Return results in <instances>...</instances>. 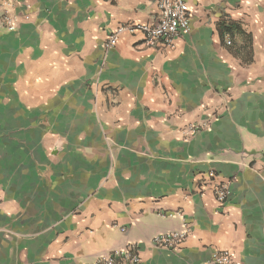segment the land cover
Here are the masks:
<instances>
[{
  "label": "crops",
  "instance_id": "0c3cea01",
  "mask_svg": "<svg viewBox=\"0 0 264 264\" xmlns=\"http://www.w3.org/2000/svg\"><path fill=\"white\" fill-rule=\"evenodd\" d=\"M20 1L0 28V264H90L131 242L138 264L214 249L264 264V0H186L172 47L136 32L108 50L156 0ZM221 21L241 33L221 40ZM184 224L176 250L152 244Z\"/></svg>",
  "mask_w": 264,
  "mask_h": 264
},
{
  "label": "built area",
  "instance_id": "2783aa9c",
  "mask_svg": "<svg viewBox=\"0 0 264 264\" xmlns=\"http://www.w3.org/2000/svg\"><path fill=\"white\" fill-rule=\"evenodd\" d=\"M20 0H0V28L9 32L17 30L19 15L17 13ZM158 14L153 21L142 23H122L111 29L104 43L105 49L116 45L120 35L124 33L142 34L144 42L153 47H172L174 40L190 30V12L186 0H156ZM188 132L194 134L201 129L200 124L191 123ZM207 175L215 178L214 171L209 170ZM203 184L198 187L199 193ZM216 201L224 204L228 195L226 183H217L213 189ZM189 233V227L170 229L154 235L151 239L155 247L165 250H176ZM140 254L136 243H128L121 248H114L99 253L90 264H138ZM203 264H240L229 250L214 249L210 257Z\"/></svg>",
  "mask_w": 264,
  "mask_h": 264
},
{
  "label": "trees",
  "instance_id": "16d2710c",
  "mask_svg": "<svg viewBox=\"0 0 264 264\" xmlns=\"http://www.w3.org/2000/svg\"><path fill=\"white\" fill-rule=\"evenodd\" d=\"M221 40H224L226 35L232 37L234 34L241 33V28L238 23L233 21H221L217 25Z\"/></svg>",
  "mask_w": 264,
  "mask_h": 264
}]
</instances>
